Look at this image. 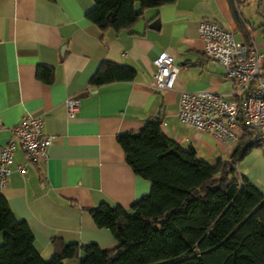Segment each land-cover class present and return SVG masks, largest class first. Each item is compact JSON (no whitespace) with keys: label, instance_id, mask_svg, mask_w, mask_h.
Segmentation results:
<instances>
[{"label":"crops","instance_id":"1","mask_svg":"<svg viewBox=\"0 0 264 264\" xmlns=\"http://www.w3.org/2000/svg\"><path fill=\"white\" fill-rule=\"evenodd\" d=\"M234 6L238 21L228 0H175L142 10L136 2L143 34L122 38L121 31L101 30L86 19L92 0H0V146L26 113L41 115L43 132L52 138L45 163L14 149L0 195L28 224L44 260L52 256L53 238L115 247L111 231L96 227L88 209L102 201L129 208L149 193L150 182L126 163L118 133L139 131L159 116L162 132L182 149L193 148L209 164L230 158L241 131L236 141L220 140L180 121L176 111L182 90L210 89L229 99L233 89L224 69L203 54L201 20L231 29L264 54V0H234ZM162 51L186 68L172 88L157 90L152 60ZM103 62L134 69V79L91 86ZM39 66L53 70L50 83L36 77ZM68 98L80 102L71 118ZM237 173L264 193L260 148L251 147L237 161Z\"/></svg>","mask_w":264,"mask_h":264},{"label":"trees","instance_id":"2","mask_svg":"<svg viewBox=\"0 0 264 264\" xmlns=\"http://www.w3.org/2000/svg\"><path fill=\"white\" fill-rule=\"evenodd\" d=\"M174 1L92 0L85 17L101 30L120 32L140 20L142 9ZM228 1L238 21L234 0ZM261 69L264 75V60ZM134 76L130 67L103 62L89 83L96 87ZM36 77L50 83L53 70L39 66ZM240 131L230 158L215 164L168 138L159 116L139 131L118 133L126 163L150 182V190L129 208L102 201L88 209L95 226L109 229L117 241L111 249L53 238L52 256L44 260L28 224L0 195V264H63L69 259L78 264H264V193L235 169L256 134L246 127Z\"/></svg>","mask_w":264,"mask_h":264},{"label":"built area","instance_id":"3","mask_svg":"<svg viewBox=\"0 0 264 264\" xmlns=\"http://www.w3.org/2000/svg\"><path fill=\"white\" fill-rule=\"evenodd\" d=\"M197 31L205 58L224 69L225 76L233 82V89L229 99L210 89L182 90L178 96L177 117L220 140L236 141V131L246 127L256 134L250 143L264 153V75L261 69L264 54L237 40L231 29L215 22L201 20ZM152 64L155 67L152 86L157 90L172 88L178 73L186 68L175 63L173 56L166 51L160 52ZM79 103L76 98L66 99L68 117L76 114ZM10 130V138L0 146V188L10 175L9 163L15 148L21 149L29 161L45 163L52 142V138L43 132L41 115L26 113ZM19 168L23 170L25 167L21 165Z\"/></svg>","mask_w":264,"mask_h":264},{"label":"water","instance_id":"4","mask_svg":"<svg viewBox=\"0 0 264 264\" xmlns=\"http://www.w3.org/2000/svg\"><path fill=\"white\" fill-rule=\"evenodd\" d=\"M144 21L140 19L133 27L129 30H122L120 37L124 38L127 34H143Z\"/></svg>","mask_w":264,"mask_h":264},{"label":"rangeland","instance_id":"5","mask_svg":"<svg viewBox=\"0 0 264 264\" xmlns=\"http://www.w3.org/2000/svg\"><path fill=\"white\" fill-rule=\"evenodd\" d=\"M256 147H257V146H256ZM1 240H2V239H1V235H0V243H1Z\"/></svg>","mask_w":264,"mask_h":264}]
</instances>
